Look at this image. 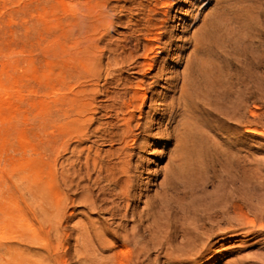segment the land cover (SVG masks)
I'll use <instances>...</instances> for the list:
<instances>
[{"label": "bare ground", "instance_id": "bare-ground-1", "mask_svg": "<svg viewBox=\"0 0 264 264\" xmlns=\"http://www.w3.org/2000/svg\"><path fill=\"white\" fill-rule=\"evenodd\" d=\"M200 1L212 7L192 21L199 25L174 52L181 69L166 77L170 67L157 65L176 41L178 0H81L76 33L51 41L47 55L71 69L47 89L56 109L49 100L42 163L25 156L6 183L0 178L8 208L0 210V264H203L216 243L241 236L243 208L234 197L199 200L191 159L201 177L207 158L195 142L210 117L252 122L242 109L264 89V75L252 51L226 86L222 63L244 0ZM163 78L166 92L157 89ZM153 100L165 107L148 125ZM159 146L167 161L154 170L140 154L155 156ZM231 154L220 164L223 189L234 183Z\"/></svg>", "mask_w": 264, "mask_h": 264}, {"label": "rangeland", "instance_id": "rangeland-1", "mask_svg": "<svg viewBox=\"0 0 264 264\" xmlns=\"http://www.w3.org/2000/svg\"><path fill=\"white\" fill-rule=\"evenodd\" d=\"M80 2L81 0H0V178L4 183L7 182L13 165L17 168L18 165L25 164V156L42 163L40 157L47 134L44 121L49 100L56 109L54 97L51 95L52 98H48L47 89L57 80L58 75L61 76L62 71L71 69L68 62H62L63 70L58 69L57 60L51 61L47 55L50 50L56 49L51 41L61 39L63 43L70 42L76 33L77 19L81 16L78 11ZM200 2L178 0L171 10V25L175 28L176 41L170 48V54L163 55L167 57V62L157 65L170 67L165 72L166 77L172 76L175 69H181L178 66L173 69L177 58L174 52L181 48L184 37L199 25L192 21L196 18L199 20L212 7ZM242 5V15L234 20L233 29L229 33V56L224 57L222 63L226 86L231 80H235L236 75L243 74V67L247 64L244 59L252 51L260 58V67L256 69L260 81L264 75V35L261 40L257 36L259 26L264 23V0H244ZM70 44V47L74 46L72 42ZM167 88L169 86L163 78L157 89L166 92ZM164 107V104L155 100L149 101L144 107L142 122L151 125L153 118L158 121ZM242 112L252 120L251 123L234 124L223 115L212 116L208 119V126L196 139L200 144L195 142L196 147L199 148L200 145L203 149L208 161L207 168L201 172L203 175L200 177L196 171L199 161L195 155L191 159L196 168L194 179L198 182V199L211 203L220 198L230 201L234 197L238 208H243L241 236L216 243L214 252L207 256L203 264H227L240 258L244 261L240 264H264V234H254L264 233V89L258 90L249 99ZM158 151L155 156L142 152L140 161L144 162L150 157L152 160L147 162V167L160 169L167 160H163L160 155L162 146L158 147ZM228 154L235 155L234 183H227L223 189L220 186L223 171L220 164L228 163ZM147 175L148 172H145V181ZM6 206V203L0 205L2 213L8 209Z\"/></svg>", "mask_w": 264, "mask_h": 264}]
</instances>
